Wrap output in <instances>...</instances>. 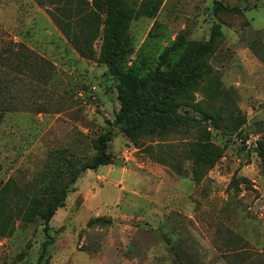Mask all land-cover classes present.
I'll list each match as a JSON object with an SVG mask.
<instances>
[{
	"label": "rangeland",
	"instance_id": "1",
	"mask_svg": "<svg viewBox=\"0 0 264 264\" xmlns=\"http://www.w3.org/2000/svg\"><path fill=\"white\" fill-rule=\"evenodd\" d=\"M44 2L0 0V45L22 46L35 72L0 65V264H264V0L115 4L133 14L118 20L129 65L161 77L185 59L192 79L174 98L184 129L139 146L115 121L119 85L100 58L106 17L73 26L97 33L82 55L48 11L81 18L92 0ZM199 45L211 51L195 61ZM106 134L113 163L76 175ZM66 183L46 234L39 198Z\"/></svg>",
	"mask_w": 264,
	"mask_h": 264
},
{
	"label": "trees",
	"instance_id": "2",
	"mask_svg": "<svg viewBox=\"0 0 264 264\" xmlns=\"http://www.w3.org/2000/svg\"><path fill=\"white\" fill-rule=\"evenodd\" d=\"M41 7H44V0H36ZM123 0H105L99 8H96L97 0H92V3L85 2V12L83 11L81 18L69 16L62 19L59 15H55L53 11H48L53 24L62 32L64 37L73 45L79 54L86 55L88 43L95 38L97 33L94 28L87 32L74 31L73 26L78 27L81 24L86 25L85 18L90 19V22L100 21L101 16L106 17L105 20V36L103 41L100 58L105 60L111 69L112 76L118 81V94L120 96V109L115 117L117 124L122 126V132L130 140L134 146L140 145V139L146 135H160L162 132H175L182 130L180 126L184 122L178 117L179 104L175 101L177 92H184L190 88L192 79L187 75V61L182 59L176 63L169 74H164L161 77H156L154 73L141 75V65L132 63L129 65L130 55L132 54L130 43L125 37L124 30L121 28L124 24L129 23L133 14L129 11L127 16H122L118 10H115V4ZM132 2L133 0H126ZM234 11V10H232ZM57 13V9H56ZM122 19V20H121ZM118 20L124 22L120 24ZM11 45L13 47H11ZM16 58L13 60L12 54ZM23 48L20 45L12 43L6 44L2 42L0 45V65L23 76L34 77L35 72L26 68L23 65L22 57L30 59L23 53H18V50ZM89 51V50H88ZM211 48L208 45H199L191 51L192 57L197 61L200 57L209 53ZM169 52L165 51L161 56L162 61H166ZM184 58H186L184 56ZM34 59V58H33ZM189 60V59H188ZM34 62V61H33ZM19 63H22L20 65ZM197 64L195 70H199ZM38 78L41 74L37 72ZM195 107V106H193ZM197 108V106L195 107ZM202 115V120L208 122L212 120V116L205 112H199ZM111 141V135L106 134L98 137L93 143L94 157L85 160L81 163L76 175L86 171H95L101 166L110 165L113 163L112 156L107 152V144ZM204 161L211 164V156L209 151H203ZM67 183L55 189L53 193H45L39 198L43 208L39 211V217L44 223V233L49 231L48 224L57 209L63 207V203L68 193Z\"/></svg>",
	"mask_w": 264,
	"mask_h": 264
}]
</instances>
